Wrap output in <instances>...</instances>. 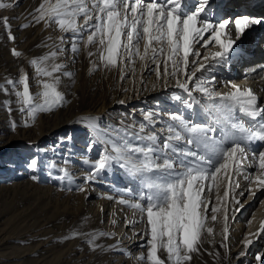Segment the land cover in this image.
<instances>
[{"label": "snow or ice", "instance_id": "6c2138e0", "mask_svg": "<svg viewBox=\"0 0 264 264\" xmlns=\"http://www.w3.org/2000/svg\"><path fill=\"white\" fill-rule=\"evenodd\" d=\"M207 6L208 0H199L195 9L187 8V0H42L33 14L35 24H55L61 32L70 33L73 41L70 50L73 53L79 52L78 41L83 40L87 33L85 47L98 44L99 60L103 67L119 68L122 79L124 71L121 65H132L134 71L138 58L144 62L145 71L154 70L157 79L163 80L165 85L169 77L175 79L176 88L186 93L188 99L181 95H174L173 99L187 109L201 104L193 97V92H199L204 98L203 109L211 123L195 122L178 111L165 112L168 121L158 131L156 118L160 113L153 111L143 112L142 122L133 121L127 125L123 121L118 125L102 124L99 117H85L78 121L87 129L90 137L85 153L100 147L94 161L88 158L83 161L88 165L84 182H96L102 175L118 168L135 184V187L126 186L119 190L117 202L141 214L140 220L132 223L144 222L146 225L142 234L135 233L142 239L147 237L146 244L141 245L142 248L146 247V255L141 253L137 257L146 264H166V261L167 264H186L192 259L191 253L200 251L197 245L202 243V234L213 233V228L206 224L209 213L211 221H216L219 211L217 207H210L211 201L205 195L206 186L211 193L218 174L223 173L230 188H239L233 174L244 171L250 147L256 143L262 147L258 153L255 149L251 150V159L257 161L259 172L254 176L252 173L244 176L249 187L239 195L244 196L247 191L255 196L251 188L253 183L257 190L264 188V104L259 102L260 98L250 88L241 90L238 85L228 81L227 84L234 91L221 93L214 89V76L210 80L197 77V72L212 67V64L203 62L209 60L208 56L198 64L193 59L190 68L189 57H200L199 51L194 50L197 44L203 42L201 46L207 47L210 41H215L220 50L211 55L214 64L227 62L236 44L233 39L223 38L226 36V26L233 23V18L214 22L209 19ZM9 7H12L10 3L0 2V9ZM81 17L82 23L79 22ZM3 23L8 31V39L15 41L8 18H4ZM253 23H264V17L251 20L248 15L236 17V39ZM28 26L22 25L24 28ZM59 39L63 43L65 38L61 36ZM55 49L31 60V66L38 75L52 78L54 73L64 69L65 65L55 62L64 49L59 45ZM11 53L14 57L22 55L15 48ZM88 54L93 55L91 52ZM149 64L155 65V68H150ZM98 68L99 65H93L90 71ZM63 75L74 79L75 74L67 71ZM59 80L60 77L55 76L54 83L41 81L44 91L40 93L43 97L40 104L34 103V97L30 94L27 74L18 81L8 80L7 83L14 89L17 84L23 85V91H17L15 95L22 98L34 122L38 113L53 111L68 103L64 94L57 90ZM20 110L25 111V108ZM11 126L15 130V122ZM24 126L30 125L26 122ZM68 138L71 139L70 136ZM38 166L36 158L29 160L28 167L32 170ZM60 171L63 175L58 179L67 178L71 182L69 172L66 169ZM32 178L36 179L35 176ZM78 190L85 191L83 187ZM229 195L226 189L224 198L227 199ZM107 198L114 199L111 195ZM235 203L243 207L239 200ZM228 219L225 209V241L229 232ZM71 235L72 238L89 236L87 242L95 250L100 247L95 243L99 237H110L112 234L74 231ZM251 244L252 240L245 241L246 248ZM221 246L226 247L225 244ZM163 253H167L166 259L161 258ZM261 259V255L256 256L257 261Z\"/></svg>", "mask_w": 264, "mask_h": 264}, {"label": "rangeland", "instance_id": "374dc122", "mask_svg": "<svg viewBox=\"0 0 264 264\" xmlns=\"http://www.w3.org/2000/svg\"><path fill=\"white\" fill-rule=\"evenodd\" d=\"M224 1L227 0H208L207 14L209 19L214 21L216 17L222 14V8L225 9L222 5L235 0H228L225 3ZM0 2L12 5V7L0 9V75L6 80L0 86V93L3 97L2 99L6 100V103H4L6 114L4 116H8L7 120L11 121V124L15 122L17 128V124L22 120L18 118L20 113L18 112L16 115L14 112L20 109L23 102L21 97L15 95V92H22L23 85L17 84L14 89L7 81H18L25 71L27 75L31 76L32 71L31 67L29 70L27 60L42 55L46 46L45 41L49 37L60 44L59 38L62 36V32L55 24L51 26H46L43 22L35 24L33 20L34 10L42 0H0ZM218 4L219 7L217 8ZM197 5V1L195 4L189 2L187 8L195 9ZM233 6L229 8L231 11L236 7V5ZM233 12L234 14H239L235 11ZM4 18H8L11 34L16 37L15 41L8 39V31L3 23ZM82 21L83 18L81 17L79 22L82 23ZM25 24L29 26L27 28L22 27ZM70 38L72 37L70 36ZM86 38L87 33L83 37L74 64L71 59L67 60V56L69 57L70 55L69 51H66V57L60 54L61 58H57L55 61L65 65L64 69L58 72L59 74L57 73V76L60 77L61 93L63 92L68 101L64 105L67 109L65 113H71L68 116L69 118L72 115L76 117L71 120L70 127L65 132L60 133L58 139H48L39 147L34 146L32 151L26 149L28 145H20V148L27 152L26 160H17L22 153L19 150L12 154L7 152L0 153V165L6 162L5 164L7 165L16 166V169L9 171L10 175L8 176H6L7 172L4 174L0 171V264H115V257L126 256L123 251H118L122 242L120 241L122 240L121 230L124 229L123 225L118 223V220L124 221L129 215L139 212L131 210L125 205V207L122 205L123 209L117 204H112L114 206L113 210H106L101 205V198L99 196L93 197V195H91L90 200L94 203L86 205L84 201L86 196H89L90 191L82 192L74 189L72 196H69L70 191H72V185H74L73 182H69L67 178L60 180L58 177L63 175L60 171L61 169H66L67 171L73 169L75 160L71 162V159L84 150L90 139L87 129H83L84 126L78 121L81 118L93 117L88 113L101 114L104 111L105 103L112 100V96L107 95L111 86L120 87L126 82V88L134 91L139 76L146 77L145 82H143L144 80L140 82L141 84L143 83L146 89L159 83L160 80L157 79L154 70L147 77V74L142 71L144 62L138 58L134 65V71L132 65H127V67L121 65L124 71V78L122 79L119 68L106 69L103 67L99 60L98 44H91L85 47L84 40ZM32 39L34 45L32 44L30 47L29 40ZM67 44H71V39L67 40ZM213 45H215L214 40L209 47ZM13 48L22 53L21 57L12 55L11 50ZM89 52L93 53V55L89 56ZM141 52H143L142 43ZM160 62L161 72H163V57H161ZM230 63L232 62H222L223 69H232ZM93 65H99L98 70L90 71ZM149 65L153 69L155 68V65ZM67 71L75 74L74 79L63 75V72ZM127 73L128 76H126ZM210 77L200 78L209 79ZM4 89H7V91L5 92ZM11 96L12 99L10 100ZM161 96L164 97L163 93H161ZM162 97L161 100H164ZM184 98L188 99L187 96H184ZM127 99L128 96L123 95L120 100L123 103H120V101L116 102L120 103L121 107L119 110L125 108L127 114H132L129 112L131 106H128V108L124 107ZM156 101L158 100L156 99ZM179 103L176 102L175 105H179ZM204 103L203 98L199 105L202 110H204ZM9 109H11V112H9ZM188 110L193 111L191 109ZM165 111L169 110H162V112ZM160 117L162 116L159 115L156 119L159 120L158 118ZM186 117L197 122L193 115L192 117L191 115ZM100 118H102V124L108 123V121H105L107 118L103 114L100 115ZM24 119L28 120L27 117ZM142 121L143 116L138 122ZM210 121L211 119L206 117L204 122L210 123ZM114 122H117V119ZM131 123L133 121L130 120L125 125ZM161 127L163 126L156 125V129ZM16 128L15 130L12 129L14 133L7 136L0 132V148L13 137H26L24 133H20L21 131H17ZM69 136L71 139L68 138ZM47 147L51 148L48 150L49 154H46L44 149ZM35 150H37L36 153ZM99 151L100 149L98 151L94 150L90 154H96L97 156ZM39 153L46 154L47 157L45 158ZM55 153L62 154L56 155ZM31 158L38 160L39 166L36 170L27 169ZM11 160L13 161L11 162ZM48 160H53L54 164H48ZM20 164L24 165V167L18 168ZM45 169L51 172V175L41 180ZM18 171L29 175L23 176L20 181L22 183L16 185L18 180L15 179L14 175ZM254 172H259V169H254ZM235 174H233V179ZM121 175L124 177L123 171H121ZM33 176L36 179H31ZM104 178L107 179V176ZM112 187L107 193L111 195L114 189L112 194L116 197L119 187L117 185ZM226 189L230 193L227 199L223 196ZM207 192L205 191V194L210 198V207L214 206L219 209L216 213L217 220L211 221V213H209L206 224L208 227L213 228V233L211 235L206 232L202 234V243L197 245L200 251L191 253L192 259L187 261L186 264H201V260L197 258L198 253L202 254L206 260H212L217 264H264V255H262L264 254V230H262L264 212L257 219H254V215L264 202V192L257 203L252 206V202L258 196L256 192L254 191L255 196L250 195L249 192L244 193V196H240V191L237 188L232 189L229 187V181L223 173L218 174L216 185L213 186L211 193ZM58 193L64 194L59 195ZM236 200L240 201V204L243 205L242 208L235 203ZM115 202H117L116 199ZM225 209H227L229 217L227 221L229 232L226 241L223 239ZM120 211L124 213L120 214ZM74 231L81 233L104 232L112 235L110 237H99L95 243L99 244L100 247L93 250L87 242L90 237L78 236L72 238L71 234ZM65 237L68 238L66 239ZM246 240H252V244L247 248L245 247ZM222 244H225L226 247L221 246ZM257 244H259L258 248H255ZM242 252L245 254L240 255ZM257 255L262 256L261 261L256 260ZM166 256L167 253H163L161 258L166 259Z\"/></svg>", "mask_w": 264, "mask_h": 264}, {"label": "bare ground", "instance_id": "6f19581e", "mask_svg": "<svg viewBox=\"0 0 264 264\" xmlns=\"http://www.w3.org/2000/svg\"><path fill=\"white\" fill-rule=\"evenodd\" d=\"M196 1L199 2V0H187V6H189V2H193L195 4ZM256 1H258V0H238L235 5H236V7H239L241 5V10L245 11V8H247L249 6V4H251L252 2L255 3ZM225 2H227V1H224V3ZM222 6L225 9H227V11L230 12L229 13L230 16L232 14H234V12H232L229 9L230 7H232V3H225ZM223 10L224 9L222 8V10H221L222 14L215 18V20H214L215 22H219L222 20L229 19V17H227L225 15ZM255 10L256 9H254V11ZM243 11H241V12L243 13ZM252 13H253V9L249 10V14L243 13L242 15H248L249 16ZM239 16H241V15H235V18L239 17ZM225 32H226V36L223 38H225V39L230 38V39H233L236 41V44L234 46V50L230 54V57L228 60L229 62H232V63H230L232 65L231 66L232 69H229V70L225 69L224 70L222 67V63L214 64L211 61L212 53H215L216 51L220 50L219 46L216 44L213 45L212 47H209L211 45V43L213 42V40L209 42L207 47L201 46L203 42H201V44H197L195 46L194 50L199 51L200 57L199 58L192 57V56L189 57L190 68L192 67L191 61L193 59H196L197 64H198L199 62L202 61L203 57L208 56L209 60L203 61V62L206 64H212V67L210 68V70H207V71L202 70L201 72H197L196 73L197 77L208 78L210 76L211 77L214 76L216 78L214 89L216 91L221 92V93H229V92L234 91V89H232L231 86L229 84H227L228 81H232L233 83L238 85L241 90L248 89V88L244 87L243 83L247 84V86L248 85L254 86L253 89L256 90V93H260V92L262 93V99H259V102L261 104H264V28L260 29L259 27H256V25L254 23L250 24V26L240 36V38L236 39L234 18H233V23L226 26ZM252 32L254 34H259V35H254V34H252ZM62 36L65 39H64L63 43H61V41H59L60 44H58V42L52 40L51 37L47 38L45 41L46 46L43 50L42 55H40L39 57H41L45 54H48L51 51H54L55 46L59 45L64 49V51L61 55H64L66 57V51L67 52L69 51L70 55H69V57L67 56V58H68L67 60L71 59V62H73V64H74L75 60L77 59V53H73L70 50V46L73 42L72 38H70L71 34L62 32ZM69 38L71 39V44H67V40H70ZM33 42H34L33 39L29 40V46L30 47L32 46ZM81 42H82V40L78 41L79 48L81 46ZM254 44H256V45H254ZM66 46L67 47L69 46V47L67 48ZM253 51L257 55V60L252 61V63H250V64L247 63V66L249 67V66H252L251 64L259 63L260 67L256 71H253V76L251 75L252 78H251V80H249V82L240 81L241 78L245 76V74H243L242 71L238 68L237 62L240 61L241 54H243V53L248 54L249 52H253ZM39 57H37V58L32 57L31 59L27 60L29 70L31 67V71H32V75L31 76L28 75L30 94L34 97V103H36V104L43 103V97L40 95V93H42L44 91L41 81H47L49 83H54V77H55V75L57 76V73H54V77H52V78L43 77V76H40L37 74L35 68L33 66H31L30 62L32 59H38ZM59 58H61V57L58 56V59ZM44 66H46V65H42V67H44ZM148 66L150 68H152V66H150V65H148ZM142 71H144V73L147 74V77L152 73V71H150V72L145 71L144 66L142 68ZM256 73H258V74H256ZM24 74H26V71ZM126 76H128V73ZM211 77L209 78V80L211 79ZM143 78H145V79H143ZM125 79H126V77H125ZM142 80H144L143 82H145L146 77H144V76L140 77L139 76V79L137 80V82L135 84V90L134 91H130L129 89L126 88V82H124L123 85H120V87H116L115 85L111 86L108 90L107 95H109V96L111 95L112 100L110 102L105 103L104 111L102 110L103 112L101 114H93V112L88 113V114H90L93 117H99V118H100V115L103 114L105 116V118H107V120H105V121H108L107 124H111V125L112 124L118 125L119 122H121V121H123V123L126 124L127 121H130V120L136 121L137 123H139L138 121L142 117V113L146 112V111L159 112L160 115L162 116V119H164L165 121H168V116L164 114L166 111L162 112V110L164 111L167 109L169 110L167 112H170V113L178 111L180 113H183L185 116L191 115V117H192V115H193L194 119L197 122L198 121L204 122L205 118L208 117L207 113L204 110H202L201 107H199V105H194V107L191 109L193 111L188 110L181 103H179V105H175L177 101H175L173 99L174 95H181L183 97L187 96L186 93H183L180 89L176 88L175 79L169 77L167 85H165L164 82L160 80L159 83L151 85L147 89L144 87L143 83L142 84L140 83V82H142ZM5 82H6V80L3 78L2 75H0V86L3 85ZM192 86H194V85H190V87H192ZM62 87H64V86H62ZM261 88H263L262 91H261ZM57 90L61 92L60 81H59V84L57 85ZM138 90H139V92H138ZM161 93H163L164 97L161 96ZM123 95L128 96L127 102L124 104V107L128 108V106H131V108H129V112H131L132 114H130V113L127 114V112L125 111V108L119 110V108L121 106L119 105L120 103H118L116 101H120ZM192 95L197 100L201 101L203 99V97L201 96V94L199 92H193ZM161 97L164 100H161ZM2 98L3 97L0 93V132H2L4 135L7 136L8 134L11 135V133H14V132L12 130L11 121L7 120L8 116H4L6 114V112H5L6 109H5V104H4V103H6V100L2 99ZM11 99H12V96L10 97V100ZM156 99L158 101H156ZM22 107L25 108V111L20 110ZM20 109H18L16 112H14V114H16V115L19 112L20 115L18 116V118L22 120V121H19V123L17 124L16 130L21 131L20 133H24V135H26V137L28 135V137L24 138V137H20V136L19 137L11 136L13 138L10 141L7 140L8 142H6L3 145V147L0 148V153L7 152L8 154H12V153H15L16 151L19 150L22 153L20 154V156H18L17 160H21V161L26 160L27 152L24 149L20 148V145H22V144L28 145L26 149H30L32 151L34 146L39 147V145L45 143V141L48 139H51V140H54V138L58 139V136H60V133L65 132V130L70 127L71 120L73 118H76L74 115H72L69 118L68 116L71 115V113L66 114L65 112L67 111V109L63 106V107H57L53 111L38 113L36 115L35 121L33 122V120L28 115L26 106H24L23 103H22V106L20 107ZM72 109H74V108H72ZM171 109H172V111H170ZM118 110H119V113H118ZM72 111H74V110H72ZM7 115H8V113H7ZM25 117H27L28 120L24 119ZM108 117H109V119H108ZM115 119H117V122H114ZM157 121H159V120H157ZM26 122L30 126L25 127L24 125ZM101 122H103L102 119H101ZM211 122L212 121H210V123ZM161 126H164V122L161 124ZM83 129H86V128L84 127ZM158 130H159V128L157 129V131ZM261 147H262V145L260 143H256V144L251 145L250 150H249V159L246 162V167H245L244 171L239 173V174L234 175L235 176L234 180L238 181V183H239V188H237V190L240 192L244 191L245 189H247L249 187L248 186L249 182L244 179V176L248 175L249 173H252L253 176L255 174H258V172H254V169L258 168V164H257V161H253L251 159V155H252L251 150L255 149V150H257V153H258V151L261 149ZM44 149H45L46 154H49L48 150L51 148L47 147ZM98 149H100L99 146H97L94 150L98 151ZM84 150H85V148H84ZM84 150H82L80 153H77L71 159V162H72V160L73 161L75 160V164L73 166V169L68 171V172L72 178L71 182H73L74 185H72V188H71L72 191H70L69 196H72V194L74 193V189L77 190L80 187H83L85 189V191H90L89 196H86V199L84 201L86 205H92L94 203L92 200H90L91 195H93V197L99 196L101 198V200H100L101 205H103L104 206L103 208H105L106 210H109V211L113 210L114 206L112 204H114V205L117 204V206L122 207L121 204H119L118 202H115V199L117 200V196L114 197V195L112 194L114 189L111 192V196H113L114 199H108L107 198L109 196V193H107V191H110V188L113 185H117L119 187V190H121V189H125L126 186L127 187H135V184L129 178V176L126 175L124 172H123L124 177H122L121 170L118 168L114 169L113 171H110L106 175H102L100 178H98V180L96 182L85 183L84 177L88 173V165L84 164L83 161L86 158L94 161V159L96 158V154L91 155L90 153H85ZM36 152H37V150H35V153ZM39 154L43 155L45 158L47 157L46 154H43V153H39ZM55 154L61 155L62 153H55ZM12 161L13 160H11V162ZM5 163H2L3 165H0V171L3 172L4 174L7 172L6 176H8V175H10L9 171L11 169H13V170L16 169V166L15 165L11 166L10 164L7 165ZM48 164H54V161L48 160ZM21 167H24V165L20 164V166H18V168H21ZM27 169L30 170L31 168L27 167ZM25 175L28 176L29 174H26L25 172H20V171L16 172V175H14L15 179L18 180V182H16V185L22 183L20 181L22 180L23 176H25ZM48 176H49V171L47 169L43 170V176L41 177V180L45 179ZM106 176H107V179L104 178ZM31 179H32V177H31ZM251 188H252V191L254 190L256 192V194L258 195L256 200H254L253 202L251 201L252 206H254L257 203L258 199H260V197L262 196V194L264 192V188L257 190V186L254 183L251 185ZM205 191H208L207 186L205 188ZM246 192L247 191H245L244 193H246ZM58 194L63 195L64 193H58ZM205 195L208 197L207 194H205ZM209 196H210V194H209ZM208 199L210 200V198H208ZM120 207H118V208H120ZM126 209H128V208H126ZM117 210H120V209H117ZM263 212H264V202L262 203V205L260 206V208L258 209L256 214L254 215V219H257L261 214H263ZM121 213H122V211H120V214ZM140 218H141V214L136 212L133 215H129L128 218L124 221H122L121 219L118 220L119 221L118 223H121L123 225V228H124L123 230H121L122 231L121 232V239L122 240H120V241H122V242L120 244V249L118 251H123V253L126 254V256L115 257V260H116L115 264H146V261H140V260L136 259V257H138L141 253H144L146 255V247L142 248L141 245L146 244L147 237L142 239L141 236L135 234V233H141L142 234L145 231L146 225L144 222L132 223V221L140 220ZM128 227H129V229H128ZM122 244H124V245H122ZM258 246H259V244H257L255 248H258ZM127 253H130L131 255L129 256ZM197 258L199 260H201V264H217V263H214L212 260L211 261L206 260L204 258V256L200 253H198Z\"/></svg>", "mask_w": 264, "mask_h": 264}]
</instances>
